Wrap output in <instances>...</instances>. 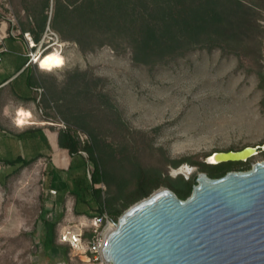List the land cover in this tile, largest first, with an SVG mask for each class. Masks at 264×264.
Returning <instances> with one entry per match:
<instances>
[{
    "label": "trees",
    "instance_id": "obj_1",
    "mask_svg": "<svg viewBox=\"0 0 264 264\" xmlns=\"http://www.w3.org/2000/svg\"><path fill=\"white\" fill-rule=\"evenodd\" d=\"M21 6L24 18L18 21L20 28L30 31L37 42L49 25L61 40L77 44L83 52L104 46L120 53L129 51L138 66L163 65L206 47L245 57L261 67L264 28L259 19L264 0H21ZM258 74L263 81L262 69ZM69 77L61 94L51 86L47 90L55 111L69 125L90 133V142L82 146L70 130L59 132L61 147L73 154L85 149L93 164L90 186L81 177L75 181L76 189L70 192L75 207L80 202L89 204L93 199L97 214L107 210L118 220L128 207L162 185L182 199L191 194L196 176L186 178L179 174L173 178L167 174L169 165L178 167L187 162L199 166L210 177L251 168L243 161L211 164L192 157L171 159L164 153L156 155L162 148L153 147L145 134L134 136L111 97L90 87L87 72L74 71ZM46 78V75L42 78L44 86ZM76 80L80 85L75 84ZM70 89L76 91L75 96L68 95ZM105 111L114 115V125L110 128L103 115ZM108 129L114 130L110 137L105 133ZM30 163L23 162L16 172ZM101 183H105V190ZM43 201H47L45 197ZM76 213L82 212L76 210ZM44 222L45 252L68 259L70 246L58 241L59 218H45Z\"/></svg>",
    "mask_w": 264,
    "mask_h": 264
},
{
    "label": "rangeland",
    "instance_id": "obj_2",
    "mask_svg": "<svg viewBox=\"0 0 264 264\" xmlns=\"http://www.w3.org/2000/svg\"><path fill=\"white\" fill-rule=\"evenodd\" d=\"M9 3L17 22L24 18L21 0ZM259 22L264 28V11ZM61 55L64 65L46 73L43 85V97L50 103L45 113L49 122L65 120L55 111L47 86L61 94L70 73L84 71L93 90L100 89L111 97L134 136L145 134L153 147L162 148L156 155L205 161L214 151L239 150L264 142V80L258 74L260 69L264 73V39L261 67L245 57L206 47L155 67L138 66L129 51L120 53L109 46L83 52L67 41ZM98 77L101 79L94 80ZM75 84L80 85L78 80ZM68 95L75 96L76 91L70 89ZM109 114L103 112L110 128L114 115ZM69 126L90 136L77 125ZM105 133L110 137L114 130ZM263 160L264 153H258L246 164L252 167ZM185 164L194 167L186 178L206 172L184 162L178 167L169 165L167 174L178 176L174 170ZM92 167L90 163V171ZM44 173L42 166L32 164L0 183V264H94L87 254L71 248L68 259L51 257L43 250L42 227L50 207L43 201L47 191ZM64 213L58 215V232L64 224L79 219Z\"/></svg>",
    "mask_w": 264,
    "mask_h": 264
},
{
    "label": "water",
    "instance_id": "obj_3",
    "mask_svg": "<svg viewBox=\"0 0 264 264\" xmlns=\"http://www.w3.org/2000/svg\"><path fill=\"white\" fill-rule=\"evenodd\" d=\"M260 148L264 143L214 151L205 161H244ZM42 232L43 241L45 225ZM103 254L112 264H264V160L220 177L199 172L185 199L160 188L135 202L119 216Z\"/></svg>",
    "mask_w": 264,
    "mask_h": 264
},
{
    "label": "crops",
    "instance_id": "obj_4",
    "mask_svg": "<svg viewBox=\"0 0 264 264\" xmlns=\"http://www.w3.org/2000/svg\"><path fill=\"white\" fill-rule=\"evenodd\" d=\"M5 45L7 50L0 61V183L16 175L23 162L30 161L25 167L33 164L42 166L45 171V198L50 203L49 212H54L57 218L65 211L72 217H87L86 212L96 214L95 200L91 199L89 204L80 202L75 207V198L70 194L76 189V179L85 177L90 186L87 157L80 152L81 149L73 154L61 147L59 132L62 129L50 124L45 112H38L40 104L35 88H44L42 78L49 71L28 64V46L22 37L7 36ZM40 103L44 111L49 108L46 97H42ZM18 109L20 116L27 117L30 111L32 117L17 124ZM50 189L57 192L51 194ZM76 210L82 213L77 214Z\"/></svg>",
    "mask_w": 264,
    "mask_h": 264
},
{
    "label": "built area",
    "instance_id": "obj_5",
    "mask_svg": "<svg viewBox=\"0 0 264 264\" xmlns=\"http://www.w3.org/2000/svg\"><path fill=\"white\" fill-rule=\"evenodd\" d=\"M0 2V61L2 60L3 52L7 50L5 45L7 36L22 37L28 46V64H34L39 68H41L42 62L40 58L44 57L49 51L59 50L63 52V46L67 42L61 40L58 33L49 25L46 26L41 39L37 42L30 31H22L16 17L11 11L9 0H0ZM4 8H7L8 11L6 12L7 9L5 10ZM35 90L38 92L37 101L40 104L38 112L44 114V107L40 102L45 94V89L40 86L36 87ZM17 116H20V109L17 110ZM30 117H32V114L27 115L26 119ZM49 123L56 125L59 129L70 130L79 139L82 146L90 142V136L87 132L70 127L65 121L61 120L60 122ZM17 124H20L19 120H17ZM80 152L87 157V173L89 179H91L93 167L90 171L89 165L92 162L89 160V154L83 148ZM100 186L104 190L106 189L105 183H101ZM56 192L55 189H50L51 194H55ZM54 215V212L48 213V217L51 219L55 218ZM116 223L117 220L107 210L91 217H79L77 222L64 224L61 227L58 232V241L69 245L74 251L87 254L94 264H112V262L105 259L103 247L105 246L109 233L115 229Z\"/></svg>",
    "mask_w": 264,
    "mask_h": 264
},
{
    "label": "bare ground",
    "instance_id": "obj_6",
    "mask_svg": "<svg viewBox=\"0 0 264 264\" xmlns=\"http://www.w3.org/2000/svg\"><path fill=\"white\" fill-rule=\"evenodd\" d=\"M42 60L41 62V69L47 70V71H53L57 68H60L64 65L65 60L63 56L61 55V52L59 50H51L48 53L44 55V57L40 58ZM28 115H30V112H27ZM18 120L20 123H24L26 121V117L19 116ZM250 152H254L253 150H250ZM217 156H213L209 159V161H217ZM194 170V167L189 166L187 164L180 166L179 168L174 170V174L182 173V174H188L191 173ZM184 172V173H183Z\"/></svg>",
    "mask_w": 264,
    "mask_h": 264
},
{
    "label": "flooded vegetation",
    "instance_id": "obj_7",
    "mask_svg": "<svg viewBox=\"0 0 264 264\" xmlns=\"http://www.w3.org/2000/svg\"><path fill=\"white\" fill-rule=\"evenodd\" d=\"M263 143H264V142H263ZM263 143H262V144H263ZM262 144H261V145H262ZM258 153H264V148H260L259 151H258ZM258 153H257V154H258ZM249 158H250V157H249ZM247 160H248V159L244 160L243 162H246ZM207 163H208V162H207ZM211 164H212V163H211Z\"/></svg>",
    "mask_w": 264,
    "mask_h": 264
}]
</instances>
